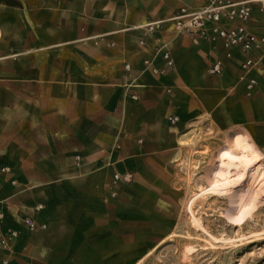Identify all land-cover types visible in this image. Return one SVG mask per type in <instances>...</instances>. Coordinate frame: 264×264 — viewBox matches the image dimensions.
<instances>
[{
  "label": "crops",
  "instance_id": "crops-1",
  "mask_svg": "<svg viewBox=\"0 0 264 264\" xmlns=\"http://www.w3.org/2000/svg\"><path fill=\"white\" fill-rule=\"evenodd\" d=\"M248 1V29L264 36V0ZM201 4L0 0V168L9 169L0 173V264L105 255L97 246H107L109 231L127 230L128 209L139 213L155 168L168 165L161 152L178 146L182 130L257 117L264 50L252 52L258 62L245 69L238 47L192 42L169 18ZM215 63L220 73H210ZM126 172L129 183L112 185L115 173Z\"/></svg>",
  "mask_w": 264,
  "mask_h": 264
},
{
  "label": "rangeland",
  "instance_id": "rangeland-1",
  "mask_svg": "<svg viewBox=\"0 0 264 264\" xmlns=\"http://www.w3.org/2000/svg\"><path fill=\"white\" fill-rule=\"evenodd\" d=\"M256 101L255 119L182 130L178 146L161 152L168 165L155 168L139 213L128 209L127 230L109 231L97 246L105 255L75 264H264V84Z\"/></svg>",
  "mask_w": 264,
  "mask_h": 264
},
{
  "label": "built area",
  "instance_id": "built-area-1",
  "mask_svg": "<svg viewBox=\"0 0 264 264\" xmlns=\"http://www.w3.org/2000/svg\"><path fill=\"white\" fill-rule=\"evenodd\" d=\"M199 8L191 9L189 7H180L169 20L173 22L175 28L184 32L194 43L201 39L219 40L225 47H238L245 58L241 62L242 68H250L258 62V58L252 56V52L264 50V36H257L248 29V23L251 18L252 6L248 0H201ZM162 21L150 22L146 24L148 30L157 28ZM164 64L168 69L173 67V61L167 53L163 54ZM148 64V61L145 62ZM126 71L131 70L128 63L124 64ZM210 73H220V63H215L210 68ZM153 73H158V68H152ZM253 82V80H251ZM171 123L177 121L176 117H169ZM8 168H0V173H8ZM132 180V174L115 173L112 176V185L119 182L129 183ZM38 210L42 208L37 205ZM4 214L0 210V221ZM24 223L29 229H35L36 225L32 219H25ZM45 228V225H41ZM16 236L17 232H11ZM2 246H5V239H0ZM5 263V261H3Z\"/></svg>",
  "mask_w": 264,
  "mask_h": 264
},
{
  "label": "bare ground",
  "instance_id": "bare-ground-1",
  "mask_svg": "<svg viewBox=\"0 0 264 264\" xmlns=\"http://www.w3.org/2000/svg\"><path fill=\"white\" fill-rule=\"evenodd\" d=\"M248 156H249V155H248ZM249 157H250V156H249ZM249 157L246 156L245 158H248V159H249ZM250 160H251L252 163L258 164V160H257V159H255V158L252 157V158H250ZM259 164H260V163H259Z\"/></svg>",
  "mask_w": 264,
  "mask_h": 264
}]
</instances>
